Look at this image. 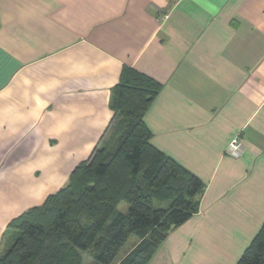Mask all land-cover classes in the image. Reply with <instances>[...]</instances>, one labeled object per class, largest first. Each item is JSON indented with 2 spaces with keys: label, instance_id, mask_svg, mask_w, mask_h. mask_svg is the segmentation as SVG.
Segmentation results:
<instances>
[{
  "label": "crops",
  "instance_id": "obj_1",
  "mask_svg": "<svg viewBox=\"0 0 264 264\" xmlns=\"http://www.w3.org/2000/svg\"><path fill=\"white\" fill-rule=\"evenodd\" d=\"M124 67L160 84L151 142L205 186L148 264H237L264 223V0H0V254L99 149Z\"/></svg>",
  "mask_w": 264,
  "mask_h": 264
},
{
  "label": "trees",
  "instance_id": "obj_2",
  "mask_svg": "<svg viewBox=\"0 0 264 264\" xmlns=\"http://www.w3.org/2000/svg\"><path fill=\"white\" fill-rule=\"evenodd\" d=\"M159 89L124 67L113 108L125 128L113 150L96 149L66 186L9 222L0 264H82L80 252L98 264H148L171 231L199 212L203 181L152 144L143 118ZM122 202L127 212L118 211ZM132 235L138 243L116 262ZM237 264H264V223Z\"/></svg>",
  "mask_w": 264,
  "mask_h": 264
},
{
  "label": "rangeland",
  "instance_id": "obj_3",
  "mask_svg": "<svg viewBox=\"0 0 264 264\" xmlns=\"http://www.w3.org/2000/svg\"><path fill=\"white\" fill-rule=\"evenodd\" d=\"M124 128H125V123L122 121L121 117L118 115L115 118V121L113 123L111 130L107 133L105 138L102 140V142L99 146V149L108 148V149L113 150L114 144H116V141H117L118 137L120 136V133L124 130ZM155 206L156 207H163V206H166V203H161L159 201H155ZM128 208H129L128 203L122 202L118 206V211L127 212ZM7 237H9V236H7ZM138 241H139L138 237L136 235H132L128 239L126 244L123 246L121 251L119 252V254L116 258V262L119 261L120 259H122L127 253H129L133 249V247L138 243ZM80 257L82 258V262H83L82 264H98L94 261V258L90 252H80Z\"/></svg>",
  "mask_w": 264,
  "mask_h": 264
},
{
  "label": "built area",
  "instance_id": "obj_4",
  "mask_svg": "<svg viewBox=\"0 0 264 264\" xmlns=\"http://www.w3.org/2000/svg\"><path fill=\"white\" fill-rule=\"evenodd\" d=\"M245 151H246V147L244 143L241 141L239 137H235L229 144L227 153L230 156L239 158L245 154Z\"/></svg>",
  "mask_w": 264,
  "mask_h": 264
}]
</instances>
